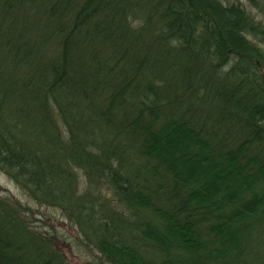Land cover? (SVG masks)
Wrapping results in <instances>:
<instances>
[{
	"label": "trees",
	"instance_id": "trees-1",
	"mask_svg": "<svg viewBox=\"0 0 264 264\" xmlns=\"http://www.w3.org/2000/svg\"><path fill=\"white\" fill-rule=\"evenodd\" d=\"M0 171L86 264H264V0H0ZM36 217L0 264H74Z\"/></svg>",
	"mask_w": 264,
	"mask_h": 264
},
{
	"label": "rangeland",
	"instance_id": "rangeland-1",
	"mask_svg": "<svg viewBox=\"0 0 264 264\" xmlns=\"http://www.w3.org/2000/svg\"><path fill=\"white\" fill-rule=\"evenodd\" d=\"M1 191L16 195L33 204L37 215L36 218L43 216L46 222H55L60 232L67 236L68 241L61 240V245L65 248L69 259L74 264H86L88 258H93V254L88 247L83 246L74 240V229H72L66 221L62 220L61 214L58 210L31 202V200L26 197L24 191L2 171H0V192ZM41 211H44L45 213L42 214Z\"/></svg>",
	"mask_w": 264,
	"mask_h": 264
}]
</instances>
